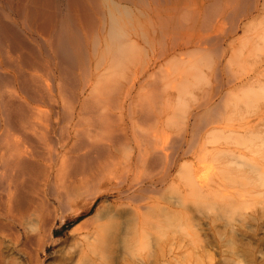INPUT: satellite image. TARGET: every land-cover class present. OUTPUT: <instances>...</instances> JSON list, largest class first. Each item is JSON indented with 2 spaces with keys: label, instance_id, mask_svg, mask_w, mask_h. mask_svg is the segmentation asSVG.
I'll use <instances>...</instances> for the list:
<instances>
[{
  "label": "bare ground",
  "instance_id": "obj_1",
  "mask_svg": "<svg viewBox=\"0 0 264 264\" xmlns=\"http://www.w3.org/2000/svg\"><path fill=\"white\" fill-rule=\"evenodd\" d=\"M254 179L264 0H0V264L91 210L82 258L179 224L215 264H264V243L239 237L264 227L237 223Z\"/></svg>",
  "mask_w": 264,
  "mask_h": 264
},
{
  "label": "rangeland",
  "instance_id": "obj_2",
  "mask_svg": "<svg viewBox=\"0 0 264 264\" xmlns=\"http://www.w3.org/2000/svg\"><path fill=\"white\" fill-rule=\"evenodd\" d=\"M252 185L254 187L253 200L249 208V213L252 215V217H250L251 218L250 220L249 219L243 220L244 218H242L239 215L237 221L239 225L238 227H240L241 224L242 226H245L247 224L246 227H249V224L252 225L250 227H256L259 225V223H261L260 225L264 227L263 225L264 221H262V218H259L260 219L258 220L259 222L255 220V218L261 216L260 214L264 212V183H262L258 179H254ZM238 210L239 213L242 212L243 210L242 204L239 205ZM93 213L94 210H91L89 213L81 215L74 219L68 218L67 220V218L66 219L64 218L62 219L63 221L59 220L58 221L59 229H57L54 234V237L56 239L58 238L59 239L55 245H48L46 250L40 249L39 248L40 246L38 245L37 247V245L34 243H32L31 245L32 247L30 245L28 246L25 245V247L18 246V248L20 249L21 247V249L15 254L16 257L18 258L16 262H19L20 264H32L33 261L35 262V260L34 258H30L31 254L37 251L34 253V254L37 253L36 254L37 256L36 255L35 256L38 257L39 260V261L36 260V264H43V263L44 264H215L216 263L215 256L217 255L215 252V247L214 246L205 247L203 246L202 241L194 240L195 237L200 235L201 231L188 225H179V224H173L172 226L169 227L153 230L143 238L142 242L130 248L129 249L130 251L126 250L122 253L118 252L117 255H113L108 250H104L97 247L98 249L96 254L87 251L86 255L84 256L82 255L84 258L83 259L81 256H79L80 254L77 253V250L80 248V244H77L76 239L78 241V239L80 238V234L84 230V227L82 228L83 230L82 229L77 230V228H81L82 226L81 224L84 222V220L86 221L87 219H89V217L92 216ZM240 228L245 229L244 227H240ZM258 235H255V237H253L254 235L253 236L244 235L239 237L240 238L242 237V239L245 237L243 241L247 243L249 242V244L251 243L253 244V246H257V245L261 246L264 243V240L262 238L263 234L261 233L259 236ZM257 237L258 238L261 237L260 238L261 240L258 239ZM69 243H71V245ZM72 243L74 244V246L72 245ZM75 244L79 245V247H77ZM170 244H173L176 247V250L180 251L181 254L178 258L172 260L171 259L166 260V258L162 256V253L169 248ZM69 245L71 246V248ZM76 247L78 249L75 250ZM31 248L32 249L34 248V250H31ZM206 250H209L210 253H213L215 255L214 259H212L211 261L208 258L203 257V252H206ZM87 254L88 257L90 256V258L87 257ZM196 254H198V256H196ZM257 255L256 256L260 260L261 256H259V254ZM78 258H82V259H78ZM251 260H252V256L250 254H244L237 259L236 263L250 264Z\"/></svg>",
  "mask_w": 264,
  "mask_h": 264
}]
</instances>
